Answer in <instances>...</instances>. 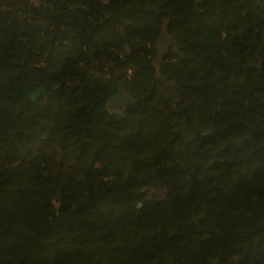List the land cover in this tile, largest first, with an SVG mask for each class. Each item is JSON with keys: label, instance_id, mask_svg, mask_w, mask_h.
Here are the masks:
<instances>
[{"label": "trees", "instance_id": "obj_1", "mask_svg": "<svg viewBox=\"0 0 264 264\" xmlns=\"http://www.w3.org/2000/svg\"><path fill=\"white\" fill-rule=\"evenodd\" d=\"M0 264H264V0H0Z\"/></svg>", "mask_w": 264, "mask_h": 264}, {"label": "rangeland", "instance_id": "obj_2", "mask_svg": "<svg viewBox=\"0 0 264 264\" xmlns=\"http://www.w3.org/2000/svg\"><path fill=\"white\" fill-rule=\"evenodd\" d=\"M36 1V0H33ZM166 43V38L164 37L160 43V50L162 51ZM124 102L121 98H116L115 100L108 103V108L110 111L120 112L122 110V106Z\"/></svg>", "mask_w": 264, "mask_h": 264}]
</instances>
